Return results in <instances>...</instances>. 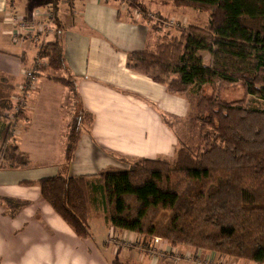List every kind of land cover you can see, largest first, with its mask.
Here are the masks:
<instances>
[{
    "label": "trees",
    "instance_id": "obj_1",
    "mask_svg": "<svg viewBox=\"0 0 264 264\" xmlns=\"http://www.w3.org/2000/svg\"><path fill=\"white\" fill-rule=\"evenodd\" d=\"M57 2L50 5L53 37L37 52L45 61L31 72L64 85L76 112L68 121L58 173L22 184L37 185L42 199L81 238L91 237V210L100 202L109 225L146 240L158 237L264 264V109L247 105L248 96L264 101V0H172L175 6L208 12L206 24H189L178 35L166 33L153 48L146 43L129 51L126 66L164 84L169 93L195 88V111L181 133L163 117L178 141L173 161L137 157L125 168L75 176L65 169L94 116L80 106L77 78L66 64ZM128 2L147 18L142 0ZM200 51L210 54L209 64ZM234 84L242 85L243 96L214 95V89ZM14 107L15 117L23 119L20 102L0 100V143L11 138L5 112ZM0 202L10 214L29 203L8 197ZM161 211L169 213L165 221L157 219Z\"/></svg>",
    "mask_w": 264,
    "mask_h": 264
},
{
    "label": "crops",
    "instance_id": "obj_2",
    "mask_svg": "<svg viewBox=\"0 0 264 264\" xmlns=\"http://www.w3.org/2000/svg\"><path fill=\"white\" fill-rule=\"evenodd\" d=\"M51 1L0 0V100L13 104L21 97L25 117L14 139L27 158L25 165L0 166V198L29 202L13 214L0 202V264H191L172 254L196 257L198 251L115 228L105 221L103 204L91 210V237H78L42 199L37 185L22 184L58 173L68 121L76 112L69 90L45 76L36 77L33 88L22 89L25 72L39 56L28 40H12L11 17H34L50 9L43 6ZM120 10L117 0L57 2L66 64L77 78L80 106L94 116L65 169L68 176L125 168L129 158L174 155L175 134L163 117L173 123L187 114L181 94L169 93L164 84L126 66L127 53L146 45L149 28ZM40 156L44 161H37ZM216 254L207 258L222 259Z\"/></svg>",
    "mask_w": 264,
    "mask_h": 264
},
{
    "label": "rangeland",
    "instance_id": "obj_3",
    "mask_svg": "<svg viewBox=\"0 0 264 264\" xmlns=\"http://www.w3.org/2000/svg\"><path fill=\"white\" fill-rule=\"evenodd\" d=\"M145 6L148 9V13L146 14V19L141 16V14L138 12V10L135 7H132L128 0H117L118 7L121 9L119 11V14L122 13L126 16V18L130 19L132 22L136 23H143L146 24L149 28L148 34L146 36V43L153 48L155 43L161 39L163 35L166 33H169L171 35H178L179 29L184 28L188 26L189 24H196L199 26H203L206 24L208 19V12L206 11H200L189 7H178L172 4V0H142ZM51 7L47 5H44L43 8ZM51 10V9H49ZM52 36H48L47 38L42 40H33L29 37H25L26 40H28L34 47L37 49V52L39 50L40 45L45 43L46 41L50 40ZM200 55L202 56V60L205 64L210 63V54L207 51H200ZM37 53V57H38ZM40 57V56H39ZM34 58L35 62H33V66L38 65L40 63H44V59ZM41 58V57H40ZM30 68L29 70L33 69ZM195 88L189 90L188 92L181 94L182 101L185 100V103L187 105V114L186 116H181L179 119L175 120L172 124L174 127L179 130V133H181L185 128V120L192 116L195 111V99L196 95L194 92ZM212 91V88L207 87L206 92L210 93ZM173 94V93H172ZM214 95L215 96H223L228 99H236L244 95V89L242 85L240 84H234V85H227L220 87L219 89H214ZM17 99V98H16ZM21 101V97L18 98L13 105H17V103ZM247 105L252 107H257L260 109H264V101L256 99L254 96H248L247 99ZM22 106V105H21ZM6 114L10 115L12 114V110L6 111ZM7 121H13V131L11 132V138L6 143H0V166H17L19 163H22V159L27 160L26 156L21 154L20 151H18L16 142L14 137L18 138V135L20 134V126H18V123H21L20 120L16 121L14 119L7 118ZM167 125V124H166ZM168 126V125H167ZM169 127V126H168ZM170 128V127H169ZM172 129V128H170ZM19 130V131H18ZM174 133V132H173ZM175 136V135H174ZM176 138V137H175ZM13 139V140H12ZM178 147V141L176 139L175 145L173 146L174 149V155L173 152L169 153L168 155L171 156H165V160L171 162L174 159L175 156V150ZM40 160L37 161H44V157L40 156ZM131 158L128 159L130 161ZM128 163V162H127ZM128 166V165H127ZM4 208H6V205L2 204ZM97 206L95 209H98L100 207V202L96 204ZM169 213L167 211H161L157 219L161 221H165L168 218ZM170 243V242H169ZM172 245V244H171ZM184 246V245H181ZM192 248L195 251H198V255H192L184 258L183 255L186 254H172L175 255L179 261H183V259H186L188 261H191V264H247L248 260L244 259H237L228 257L225 255L216 254L221 258H207L211 251L203 250V249H195L191 246H184ZM173 259V258H172ZM177 259H173L175 262H177ZM255 263V262H251ZM256 264V263H255Z\"/></svg>",
    "mask_w": 264,
    "mask_h": 264
},
{
    "label": "built area",
    "instance_id": "obj_4",
    "mask_svg": "<svg viewBox=\"0 0 264 264\" xmlns=\"http://www.w3.org/2000/svg\"><path fill=\"white\" fill-rule=\"evenodd\" d=\"M53 17H54V13L52 10L49 9H46L43 12H39L37 13V15L31 18L12 15L11 20L14 25L12 40L14 41H17L18 39L22 40L25 39V37H29L36 41L39 39L42 40L46 39L47 35L51 36L54 33ZM25 75H26V81L22 89H27L30 87L33 88V85L37 79L36 76L32 74L31 70L29 69H27ZM15 111H17V107H14L10 117L11 119L18 121V119L14 115ZM6 116L7 118H10L9 115L6 114ZM12 131H13V125H11V132Z\"/></svg>",
    "mask_w": 264,
    "mask_h": 264
}]
</instances>
